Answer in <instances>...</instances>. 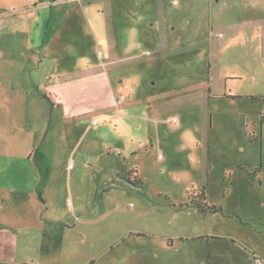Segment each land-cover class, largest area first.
Returning a JSON list of instances; mask_svg holds the SVG:
<instances>
[{"label":"rangeland","instance_id":"obj_1","mask_svg":"<svg viewBox=\"0 0 264 264\" xmlns=\"http://www.w3.org/2000/svg\"><path fill=\"white\" fill-rule=\"evenodd\" d=\"M53 1L0 0V132L25 125L10 112L30 111L40 140L29 158L43 152L76 170L74 200L58 205L68 214L63 263L259 264V256L264 264V0L238 11L261 18L245 19L214 54L223 39L212 32L202 0H167L162 9L122 3L116 10L117 0H85L81 33L60 41L66 60L56 72L44 9ZM23 4L38 5L32 15L40 30L22 23L30 16L16 11ZM33 54L42 64L35 88ZM90 61L104 63L107 77L69 79ZM34 89L63 90V103L52 113L32 101ZM76 89L84 97L74 109ZM113 102L121 107L108 108ZM90 111L99 114L85 115ZM202 188L209 206L198 202Z\"/></svg>","mask_w":264,"mask_h":264},{"label":"crops","instance_id":"obj_2","mask_svg":"<svg viewBox=\"0 0 264 264\" xmlns=\"http://www.w3.org/2000/svg\"><path fill=\"white\" fill-rule=\"evenodd\" d=\"M202 1L204 3L200 7L201 11L206 12L207 6L210 9L211 16L209 22L212 32L217 30V34L220 32L223 33V35L220 36L223 39V44H220L218 48L213 46V54L216 50H218V52L220 49L223 50L224 45L226 47L229 41L233 40V30L235 31V29L241 28L240 24L245 19L250 20V22H258L261 18V16L255 17L254 12L248 14L245 11L242 14L238 12L242 8L244 10L245 8H252L254 6L253 0H217L222 3L220 7L214 6V0ZM116 2L112 5L115 10L116 7H122V3L132 8L156 6L162 9L167 0H139L134 2L117 0ZM85 3V0H54L52 4L48 5L51 8H44L48 9L50 14L45 26L47 35L52 36L49 40V46L51 44L55 45V51L49 54V57L56 61L53 64L54 72L63 70L62 65L66 60L61 49L60 41L74 32H76V38L78 33H81L77 25L81 22L80 17L82 16L80 6L82 7L81 9H83ZM36 6L38 5L23 4L18 6L16 11L19 13L22 11H29L30 16L25 18L22 23L27 24L30 28H35V30H40L41 20L35 19L32 15V13L38 11L36 10ZM77 11L81 14L77 15ZM221 13L223 17L219 16ZM262 17L264 20V15ZM161 19L162 22L160 25L166 35V24L168 22L165 20L166 17L164 15H162ZM174 28L176 27H173V29ZM225 29L227 30L226 33H224ZM261 31L263 33V38L260 48L263 46L264 41V30ZM72 44L75 45V41ZM162 48V51L167 49V44L163 43ZM43 57V61H48L45 56ZM214 58H211L212 64ZM217 61H219L218 57L215 58V62ZM33 62L34 66L29 69V83L35 88L37 84L35 80V78L37 79V70L42 68V64L36 63L35 54H33ZM90 63L91 64L85 68L86 70L81 68L77 71V74L69 76V79L79 80L84 84L86 79L91 80L92 77L94 82L97 75H104L107 77L106 70L108 69L104 63H102V66L98 62L92 63L90 61ZM43 64H46V62ZM46 70H49L50 75L51 68ZM64 77L65 76L62 77V82H59L57 87L62 83H66L64 79H68V77ZM16 83L19 84L20 81L18 80ZM44 84L48 86L47 80ZM75 84L76 82L74 85ZM86 88L88 87L86 86ZM78 90L80 89H76L74 92L76 95L73 97V100L78 101L74 109L79 107L84 97V95L78 94ZM43 91L44 92H37L36 89H34L35 93L33 94L32 101H40L44 104L47 103L50 108L54 103L58 105L63 103V90L56 91L46 89ZM209 92V96L205 97L206 100L213 97L211 91ZM79 93L84 94L85 88L83 87ZM90 97L91 96L85 97V101ZM28 101L30 102L31 99L29 98ZM116 104V102H113L108 108L121 107L120 105L116 106ZM51 110L52 113H54L52 108ZM92 112L93 111L87 112L85 115L88 114L92 117L93 115L91 114H99V112ZM9 115L11 120L25 122V125L17 124L12 127L6 125L4 129H7V135L5 130L0 132V264H64L65 255L62 252L64 248L62 233L65 230L64 220L68 218V214L66 211H59L58 205L60 202H63L65 200L64 198L67 196H70L72 201L74 200L75 191L72 187V176L76 175V170L75 168H71L69 171H67V169L63 170L62 166L59 165V163H63V160H49L47 159L46 153L43 152H40V156L35 160L29 158L34 151V147L39 144L38 141L40 140L37 135L36 127L32 126L34 121H31L30 111L27 113L23 111H12ZM99 118L100 115L95 116L92 122L94 123V120L99 121ZM50 128L51 125H48V129ZM8 131H10V133H8ZM22 132L25 133L26 137V142H22L23 144L20 142ZM28 136H30V144L28 143ZM111 163L114 166H121L120 163H122V160H113ZM70 165L72 164H67L69 168ZM67 166L65 165V167ZM136 172L137 169L131 167V173L135 174ZM93 189L95 190L96 188L94 187ZM68 203L70 204V202ZM76 209H82L81 205L79 204ZM63 213L65 216H63Z\"/></svg>","mask_w":264,"mask_h":264},{"label":"trees","instance_id":"obj_3","mask_svg":"<svg viewBox=\"0 0 264 264\" xmlns=\"http://www.w3.org/2000/svg\"><path fill=\"white\" fill-rule=\"evenodd\" d=\"M206 200H207L206 188H202V191L199 193V201L198 202H201L202 204H203V202L207 203ZM201 203L199 205L201 207H203V205ZM208 206H209V204H208Z\"/></svg>","mask_w":264,"mask_h":264},{"label":"built area","instance_id":"obj_4","mask_svg":"<svg viewBox=\"0 0 264 264\" xmlns=\"http://www.w3.org/2000/svg\"><path fill=\"white\" fill-rule=\"evenodd\" d=\"M218 35H219V36H222L223 33L220 32V33H218ZM123 99H124V96L122 95V98H121V100H120L119 103H121V102L123 101ZM118 105H120V104H118ZM96 122H97V120H94V123H96ZM76 217L78 218V216H76ZM255 260H256L259 264H263V259H262L261 257L256 256V257H255Z\"/></svg>","mask_w":264,"mask_h":264}]
</instances>
